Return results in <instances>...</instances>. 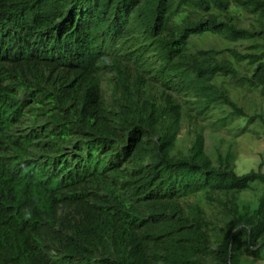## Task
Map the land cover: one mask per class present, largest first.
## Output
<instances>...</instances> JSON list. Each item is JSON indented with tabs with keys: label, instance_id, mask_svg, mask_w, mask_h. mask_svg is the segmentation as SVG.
<instances>
[{
	"label": "trees",
	"instance_id": "16d2710c",
	"mask_svg": "<svg viewBox=\"0 0 264 264\" xmlns=\"http://www.w3.org/2000/svg\"><path fill=\"white\" fill-rule=\"evenodd\" d=\"M227 79L264 103V0H0V264H264Z\"/></svg>",
	"mask_w": 264,
	"mask_h": 264
},
{
	"label": "rangeland",
	"instance_id": "374dc122",
	"mask_svg": "<svg viewBox=\"0 0 264 264\" xmlns=\"http://www.w3.org/2000/svg\"><path fill=\"white\" fill-rule=\"evenodd\" d=\"M240 18L244 27H250L254 24V18L251 16L245 18L241 15ZM248 45L247 43L239 44L236 48L244 52L248 50L246 47ZM211 47L221 50L229 47V45L218 38L205 36L193 39L191 50ZM225 84L230 90L232 99L246 114L260 116V118H256L251 124H244L241 118L231 116L228 120V131L205 129V150L211 155L216 154L217 151L221 155H226L228 152L233 153L235 155L233 168L238 175L245 174L250 170H257L259 166L264 172L263 100L258 91H249L245 85L235 83L229 79L225 80ZM183 135L181 136L183 139L182 145H186V139ZM263 191V186L255 184L239 196V202L254 206L258 196Z\"/></svg>",
	"mask_w": 264,
	"mask_h": 264
}]
</instances>
